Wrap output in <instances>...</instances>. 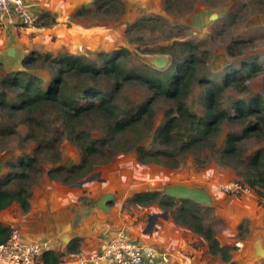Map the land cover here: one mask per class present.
I'll use <instances>...</instances> for the list:
<instances>
[{"label": "rangeland", "instance_id": "rangeland-1", "mask_svg": "<svg viewBox=\"0 0 264 264\" xmlns=\"http://www.w3.org/2000/svg\"><path fill=\"white\" fill-rule=\"evenodd\" d=\"M111 1L114 4L110 9L99 6L100 0L97 3L96 0L32 1L30 25L0 20V75L24 69L23 58L32 52L53 56L69 53L102 63L99 53L126 48L139 67L168 66L169 55L143 50L174 40L200 44L206 51L201 75L212 81L222 80L233 68L238 69L249 61L264 65V0H168L171 11L165 9L164 0ZM81 7H85L82 15L75 16ZM137 22L140 24L134 26ZM236 40L239 42L234 45ZM9 48H13V54ZM40 74L49 76L47 68ZM246 85V92L227 90L225 106L230 107L235 99H247L251 95H260L264 100V68ZM125 90L123 96L130 101L144 100L150 95L136 84ZM202 94L203 87L196 82L186 102L193 112L206 116ZM165 106H155L156 125L161 122V110ZM36 118L32 124L22 114L0 108V179L7 178L9 173L19 175L22 169L15 166L21 159L34 158L36 168L29 172V179L12 178L11 182L13 188L19 184L30 188L33 209L46 211L48 215L61 211L68 216L64 205L71 200L81 210L79 223L105 227L104 233L100 232L101 241L119 229H126L140 243L166 252L170 264H225L220 256L209 253L208 243L201 235L176 222L171 210H165L158 199L148 206L135 204L131 199L140 191L159 190L162 195L173 185H189L204 189L209 195L207 202L194 201L195 207L199 208L204 224L214 230L220 244L230 251L232 260L237 264H264V196L253 189L246 193L227 191L225 187L229 183L242 182L234 168L216 162L200 166L192 156L179 167L170 168L140 162L133 148L110 156L105 146L103 154L94 157L90 172L65 182L64 178L69 175L66 170L82 162L81 149L70 138L55 105H47ZM76 125L89 130L94 139L105 134L97 116L82 118ZM232 129L233 126L225 124L219 141ZM256 137L244 141V156L264 147V138ZM140 142L149 147L151 133ZM57 167H63V172L50 176L49 170ZM91 175H95L91 181L82 182ZM107 194L111 197L108 208L102 209L98 202ZM44 201H49L48 209H42ZM85 204L91 207L86 208ZM26 215L15 202L0 212V220L5 226L13 224V229H18L23 237L22 222L16 224L14 219L21 220ZM258 249H262V255Z\"/></svg>", "mask_w": 264, "mask_h": 264}, {"label": "trees", "instance_id": "trees-1", "mask_svg": "<svg viewBox=\"0 0 264 264\" xmlns=\"http://www.w3.org/2000/svg\"><path fill=\"white\" fill-rule=\"evenodd\" d=\"M112 3L111 0H100L99 6L110 9ZM164 3L165 9L171 11L172 4L168 0ZM84 9L79 8L75 16L82 15ZM139 24L134 23V26ZM238 42L236 40L234 45ZM143 51L169 55V65L165 68L139 67L132 61V52L126 48L99 53L102 63L69 53L53 56L46 52H32L23 58L24 69L0 75V108L22 114L32 124L37 120L38 112L47 105L59 109L70 138L82 152V162L66 170L69 175L64 178L65 182L90 172L94 157L103 154V148L107 146L110 156L133 148L140 162L170 168L179 167L190 156L200 166L210 162L230 166L242 177L244 184L264 196L261 190L264 189V147L245 156L242 147L248 138H264V100L260 95H251L247 99H235L230 107L224 104L227 90L246 92V82L258 76L264 65L249 61L238 69L233 68L222 80L212 81L201 75L206 51L199 43L174 40ZM45 68L49 76L40 74ZM196 82L203 87L206 116L193 112L186 102ZM132 84L142 86L150 95L144 100L125 99V88ZM157 104L166 106L161 110V122L156 125ZM91 115L99 118L105 131L98 139L92 138L89 130L79 129L76 125ZM225 124L233 129L219 141ZM150 133L152 143L147 147L140 141ZM15 167L22 169L19 175L9 173L7 178L0 179V211L16 202L27 212L30 188L24 184L13 188L11 182L12 178L27 181L29 172L36 168L35 159H21ZM63 170V167H57L49 170V174L56 177ZM160 193L159 190L140 191L131 199L141 206H148L158 199L165 210H171L176 222L186 225L207 241L210 254L220 256L225 264H237L230 251L220 244L214 230L204 224L194 201H178ZM176 205L178 207L174 210ZM11 231L10 226L0 223V243L7 241ZM59 260L50 250L43 255L44 264H58Z\"/></svg>", "mask_w": 264, "mask_h": 264}, {"label": "built area", "instance_id": "built-area-1", "mask_svg": "<svg viewBox=\"0 0 264 264\" xmlns=\"http://www.w3.org/2000/svg\"><path fill=\"white\" fill-rule=\"evenodd\" d=\"M0 13L6 21H18L21 25H30L33 16L25 0H0ZM225 187L227 191L249 192L250 187L241 181H233ZM50 248V240H28L13 229L7 241L0 243V264H44L43 255ZM89 262L101 264H170L166 252L159 251L150 244L140 243L132 238L126 229H119L106 236L100 243V250L90 256Z\"/></svg>", "mask_w": 264, "mask_h": 264}, {"label": "crops", "instance_id": "crops-1", "mask_svg": "<svg viewBox=\"0 0 264 264\" xmlns=\"http://www.w3.org/2000/svg\"><path fill=\"white\" fill-rule=\"evenodd\" d=\"M25 1L30 10H32V1L38 2V0ZM0 20L5 23L6 16L0 13ZM43 205L45 208L41 207L42 209H48L49 201H44ZM31 206L30 201V209L25 212L27 215L23 219H14L16 224L22 222L21 230L25 232L23 237L25 239L28 238V240L51 238L53 241L50 240L49 250L55 252L59 257L58 264H89L87 258L100 250V232L104 233L105 227L96 224L83 226L79 223L81 220V210L71 200L65 201L64 205L68 216L64 215L61 211L48 215L46 211H37ZM74 206L75 209H73ZM85 207L89 208L91 205L85 204ZM0 223H2V220H0ZM3 225L7 224L4 223ZM10 227L13 229L14 225L12 224ZM70 248H74V250H70ZM101 264L111 263L103 262Z\"/></svg>", "mask_w": 264, "mask_h": 264}, {"label": "water", "instance_id": "water-1", "mask_svg": "<svg viewBox=\"0 0 264 264\" xmlns=\"http://www.w3.org/2000/svg\"><path fill=\"white\" fill-rule=\"evenodd\" d=\"M13 48H9V53L13 54ZM166 66V65H165ZM165 66H161L158 68H163ZM95 177V175H91L89 177H87L84 181L82 182H87V181H91L93 178ZM166 194L172 196V197H178L180 199H189L195 202H207L210 197L207 194V192L204 189H200V188H191L189 185H173L171 187L166 188ZM110 195L107 194L105 195L102 199H100V201L98 202V206L102 209H107L108 205H107V201L110 200ZM167 215V213H166ZM258 252L262 255L263 251L262 249H258Z\"/></svg>", "mask_w": 264, "mask_h": 264}]
</instances>
